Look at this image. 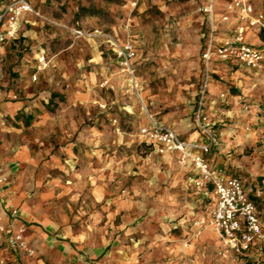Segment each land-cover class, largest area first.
Returning <instances> with one entry per match:
<instances>
[{
  "label": "rangeland",
  "instance_id": "1",
  "mask_svg": "<svg viewBox=\"0 0 264 264\" xmlns=\"http://www.w3.org/2000/svg\"><path fill=\"white\" fill-rule=\"evenodd\" d=\"M31 1L43 18L27 14L4 48L0 148L29 206L33 251L7 264H264V255L232 262L216 253V231L197 224L211 200L177 156L141 135L151 115L185 137H205L192 94L201 0ZM109 39L132 42L135 83ZM230 75L223 72L225 87ZM226 112L218 113L229 124ZM226 126L214 128L220 143ZM255 148L247 144L228 173L263 174ZM20 150L26 155L14 158Z\"/></svg>",
  "mask_w": 264,
  "mask_h": 264
},
{
  "label": "built area",
  "instance_id": "2",
  "mask_svg": "<svg viewBox=\"0 0 264 264\" xmlns=\"http://www.w3.org/2000/svg\"><path fill=\"white\" fill-rule=\"evenodd\" d=\"M133 2L136 5L138 0ZM216 7L217 0H207L200 7V11L207 16V29L202 34L205 39L202 53L204 80L196 113L205 137L200 141L186 140L173 127L156 121L151 115L148 124L141 128V135L150 140L157 151L178 152L183 164L192 162L194 174L189 179L204 198L211 200L208 220L204 217L197 224L204 226L208 221L214 228L220 242L219 256L228 260H242L252 256L255 251L264 255V177L248 180L210 164L208 154L216 143V134L215 123L205 111V100L214 56L264 75V39L254 42L249 36V30H255L259 35L264 32V9L258 7V0H225L224 12L218 18ZM27 14L43 18L31 0H8L0 8V100L3 98L4 48L10 41L19 39L21 21ZM221 25H228L231 31L218 39ZM109 41L121 59L124 70L135 83L132 61L136 51L132 42L118 46L115 41ZM38 62L39 69L47 65L44 52L38 56ZM261 119L264 123V92ZM16 214L17 210H14L13 215ZM32 251L26 226L0 215V264H7L16 254Z\"/></svg>",
  "mask_w": 264,
  "mask_h": 264
},
{
  "label": "crops",
  "instance_id": "3",
  "mask_svg": "<svg viewBox=\"0 0 264 264\" xmlns=\"http://www.w3.org/2000/svg\"><path fill=\"white\" fill-rule=\"evenodd\" d=\"M139 1V0H138ZM32 2V1H31ZM207 0H201L198 6V12L201 14L200 23H201V59L202 66L200 70V84L199 87H196V92H192L194 96H199V92L204 80V61L202 58V53L204 51L205 39L203 38V32L207 29V16L200 11V7L206 4ZM33 4V3H32ZM225 0H217L216 13L217 17L221 18L222 13L224 12ZM258 7L264 9V0H258ZM26 16V15H25ZM26 20L25 17L21 21L20 30L22 24ZM230 28L228 25H221L218 30V39H221L227 36L230 33ZM20 33V31H19ZM249 36L254 42H259L264 39V32L259 35L255 30H249ZM212 73L211 78L208 84V91L206 95L205 107L212 109L214 114V123L219 126L228 127L222 134V140L225 142L220 143L217 138L216 133V143L212 150L215 148L214 156H210L211 152L208 154V160L212 166L218 167L224 171H227L226 166L230 164L238 165L239 154L243 152L244 147L247 144L257 145V148L251 153L252 158L256 156H264V123L261 119V108L263 101V94L259 96L257 100H254L253 94L250 96V92H261L262 87H264V75L256 74L253 70L247 68L244 65H232L229 62L223 61L218 57L214 56L212 59ZM228 71L231 75L229 77L230 85L225 87L223 85V72ZM199 88V90H198ZM232 88V90H231ZM231 92H246L242 95H237ZM3 98L0 100V108L2 111L3 118L0 119V124L5 120V113L2 110V105L5 100V94L3 93ZM197 106V105H196ZM224 107L226 113V118L231 122L229 124L225 123L223 118L218 113L221 108ZM155 118V117H154ZM156 121L164 124L160 120ZM149 122V120H148ZM166 125V124H165ZM168 126V125H167ZM214 126V128H215ZM215 132V130H214ZM179 135L189 141H200L203 137H193L188 138L180 134ZM147 143L152 146L154 149L155 145L145 138ZM211 150V151H212ZM159 152V151H158ZM161 153V152H160ZM163 153H172L177 156V161H179L180 155L178 152H163ZM26 155L25 150H20L14 158H23ZM13 158L7 157L4 150L0 148V215L5 217L6 220L13 221L17 224H24L29 230L34 226L32 222L28 220V204H22L24 196L21 195L20 191H17L16 188L11 185L10 178L14 173ZM184 170H187V173L194 174V169L191 161H188L185 164H182ZM241 164V162H240ZM223 165V166H222ZM224 168V169H223ZM230 174V173H229ZM231 174L241 175L242 177L253 180V178H258L264 176L263 174H257L250 170L248 174H242L241 172H234ZM261 175V176H260ZM17 210L16 216L13 215V211ZM220 247V242L217 237V246L216 253L218 254V249ZM261 252V251H260ZM23 255V254H22ZM18 254L14 255L13 260H15ZM262 256V253L255 251L254 254L248 258ZM20 258H23L20 256ZM232 262H237L239 260H229Z\"/></svg>",
  "mask_w": 264,
  "mask_h": 264
},
{
  "label": "trees",
  "instance_id": "4",
  "mask_svg": "<svg viewBox=\"0 0 264 264\" xmlns=\"http://www.w3.org/2000/svg\"><path fill=\"white\" fill-rule=\"evenodd\" d=\"M8 0H1L0 1V8H1V6L5 3V2H7ZM245 264H250V261H248V262H246Z\"/></svg>",
  "mask_w": 264,
  "mask_h": 264
}]
</instances>
